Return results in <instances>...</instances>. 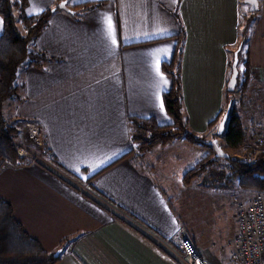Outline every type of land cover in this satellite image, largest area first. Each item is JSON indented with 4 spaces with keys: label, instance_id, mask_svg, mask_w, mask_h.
Masks as SVG:
<instances>
[{
    "label": "crops",
    "instance_id": "obj_1",
    "mask_svg": "<svg viewBox=\"0 0 264 264\" xmlns=\"http://www.w3.org/2000/svg\"><path fill=\"white\" fill-rule=\"evenodd\" d=\"M62 1L28 0L27 13ZM66 1L72 11L57 8L32 43L54 59L24 65L22 99H15L21 136L37 146L34 130L42 129L46 160L2 165L0 196L31 237L59 251L55 264H185L173 241L181 229L209 262L236 264L230 256L238 228L230 249L216 248L187 208L184 192L193 183L185 184L180 171L173 176L182 167L178 145L185 140L142 155L130 120L172 121L164 105L172 81L163 64L181 45L184 113L198 136L212 134L209 123L224 110L242 43L240 62L244 53L255 87L242 113L263 125L264 0L249 40L245 0ZM3 27L0 15V37Z\"/></svg>",
    "mask_w": 264,
    "mask_h": 264
},
{
    "label": "trees",
    "instance_id": "obj_2",
    "mask_svg": "<svg viewBox=\"0 0 264 264\" xmlns=\"http://www.w3.org/2000/svg\"><path fill=\"white\" fill-rule=\"evenodd\" d=\"M27 7L28 0H0V15L4 22L0 37V168L4 164L20 166L34 161L43 163L35 158L30 160L18 152V145L15 142L21 135L18 119L5 117L3 111L6 100L22 99L15 83L20 66L29 60L31 64L42 67L54 59L43 50L31 49V42L33 43L48 25L54 13L53 8L29 15ZM19 23L27 27L26 34L20 30ZM182 68L183 46L180 45L172 58L163 64V69L172 81L171 88L164 92V105L172 121L161 124L151 117L132 118L130 133L134 149L145 155L155 146L167 145L177 139H183L196 146L209 147L213 152L185 173L183 178L185 184L190 185L207 176L221 180L224 171L228 170L231 171V175H240L254 181L258 185L257 192L263 190L264 148L258 150L255 144L251 143L255 126L253 124L248 126L238 111L239 102L244 100L243 97L235 99L228 92L224 110L209 123L210 128L215 125L218 127L228 104L232 102L231 113L223 133H215L217 138L223 139L222 147L225 149L224 155L218 156L213 146L205 142L189 126L183 110ZM248 80L249 72L244 70L241 85L245 87ZM239 150H245V153L256 152L255 161L237 160L233 154ZM131 151L123 157L129 155ZM221 164L223 167H220ZM58 259L59 256L55 257L28 234L23 224L16 218L12 205L0 196V264H55Z\"/></svg>",
    "mask_w": 264,
    "mask_h": 264
},
{
    "label": "rangeland",
    "instance_id": "obj_3",
    "mask_svg": "<svg viewBox=\"0 0 264 264\" xmlns=\"http://www.w3.org/2000/svg\"><path fill=\"white\" fill-rule=\"evenodd\" d=\"M261 1L262 0H259V8L253 12L249 10L250 6L248 4L241 2V7L244 9V12L246 14V16L242 17V24H243V29H245V32L247 31L248 33V40L251 34L249 31L250 28H254L256 25V21H257L256 16H258L256 14H258L260 10ZM19 27L23 34L27 33L26 26L19 23ZM247 46H248V42L246 43V47ZM32 48L33 47H31V49ZM243 61H244V53H242V61L240 62L239 65L241 70V76L239 77L240 84H238L236 91L230 92L229 94L231 95V97L235 99H239L237 93L238 94L240 93L239 96L243 97L244 100L242 102H239L238 111L240 114L243 115L244 122L248 126L251 124L255 126V134L254 136H251V143L255 144L258 133L264 132V124L262 125L258 122H255L254 118L256 116L253 113H248V112L242 113L243 111L242 104L243 105L247 104L248 100L252 96H254V91H255L254 90L255 87L252 85V80H248L245 87L241 85L243 71H244ZM28 62L29 60L23 63L20 66V69L17 73L15 83L18 86L21 83V78L24 71V65H26ZM18 91L19 94H23L21 93L20 89ZM18 103L19 102L15 99H8L5 101L3 107L5 117L9 119L17 118ZM38 130H34V135L36 136L34 143H36L38 147L31 146V144H27L24 141L27 140V136L24 138L20 135L19 137L16 138L15 142L18 145V148L20 146L19 152H22V154H24V156H27L28 159L32 160L31 155H35L36 156L35 160L38 159L43 161L46 160V158L44 157L45 141H44L43 132L41 131L42 129L39 128ZM213 130L214 131H212L213 132L212 134L211 133L202 134V138L204 139V141L209 144L210 141L217 138V135L215 133L218 132L219 127L215 125ZM29 133H30V129L27 132V134ZM216 140L217 142H219V144L222 147L223 139L219 137ZM180 142L181 145H178V157L181 158L183 162L181 164L182 167L174 169L173 176L175 177V179L177 178L176 176L179 175L180 173L181 176H183V174L186 173L189 169L195 167L200 160H202L204 157L208 156L213 152L212 149L209 147H204V146L197 147L192 143L183 141L186 142L184 143L187 146V150H186L183 147L182 140H180ZM166 151L167 149L164 152ZM223 151H225V149H223ZM243 155H245V150H239L233 154V156L234 157L237 156L238 159H243L244 158ZM218 156H223V155H218ZM148 160H150L149 157ZM176 162L177 160H174V163ZM158 167L162 168L161 165H159ZM220 167H223L222 164L220 165ZM176 171H180V173H176ZM223 176L224 177L221 180L219 178L207 176L204 179L198 181L199 183L194 182L193 185L191 187H188V189L184 192V198L187 201V203H190L187 206V208L194 211V216H197L196 220L201 221V223L197 225L198 229L203 230L204 228L207 231L206 232L208 236L207 238L213 241L212 243L216 248L217 247L219 249L227 248L228 250L230 249V243L232 246V239L238 228L237 213L239 211L240 204L251 202V200L256 195V192L258 190V185L254 181L250 180V178L242 177L240 175H231V171L228 170L224 171ZM215 238H216V242L214 241ZM57 251L58 250L54 252V255L56 254ZM228 262L229 264H232L231 261Z\"/></svg>",
    "mask_w": 264,
    "mask_h": 264
},
{
    "label": "built area",
    "instance_id": "obj_4",
    "mask_svg": "<svg viewBox=\"0 0 264 264\" xmlns=\"http://www.w3.org/2000/svg\"><path fill=\"white\" fill-rule=\"evenodd\" d=\"M255 147L258 150L264 148V132L258 133ZM19 153L24 155L22 152ZM243 156V159H238L237 156L235 158L254 162L256 152L249 151ZM35 157L31 155V159ZM237 220L238 231L233 240V250L230 256L232 261L236 264H264V189L256 192L251 202L240 204ZM173 241L185 264H213L204 258L184 229L179 231L178 239Z\"/></svg>",
    "mask_w": 264,
    "mask_h": 264
},
{
    "label": "water",
    "instance_id": "obj_5",
    "mask_svg": "<svg viewBox=\"0 0 264 264\" xmlns=\"http://www.w3.org/2000/svg\"><path fill=\"white\" fill-rule=\"evenodd\" d=\"M245 2L250 6V11H256L259 8V0H245ZM57 8H61V9H66L68 11H72L68 6H67V1L64 0L62 2H60L56 7L53 8V11H55ZM242 48V43L240 44V46L238 47V49L234 52V59H233V63H232V74L231 77L228 81L227 84V89L229 92H234L237 89L238 83H239V77H240V69H239V62H240V51ZM231 108H232V102H230L228 104L227 110L224 113L220 123H219V130H218V134H222L225 127H226V123L228 121L229 115L231 113ZM210 144L215 148V151L217 153V155H224V151L223 148L221 147V145L219 144V142H217L216 139H214L213 141L210 142ZM59 255V251L56 252V254L54 255L55 257H57Z\"/></svg>",
    "mask_w": 264,
    "mask_h": 264
},
{
    "label": "snow or ice",
    "instance_id": "obj_6",
    "mask_svg": "<svg viewBox=\"0 0 264 264\" xmlns=\"http://www.w3.org/2000/svg\"><path fill=\"white\" fill-rule=\"evenodd\" d=\"M108 24H109V31H111V20L109 19V21H108ZM112 43L113 44H115L116 43V39H115V37L113 36V38H112ZM157 71H159V67H158V65H157ZM166 82V81H165ZM161 108H163V104L161 103Z\"/></svg>",
    "mask_w": 264,
    "mask_h": 264
}]
</instances>
